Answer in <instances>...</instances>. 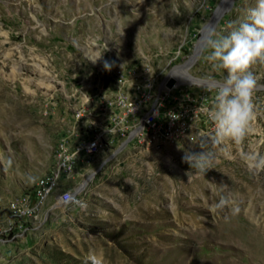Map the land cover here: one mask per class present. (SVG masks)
I'll use <instances>...</instances> for the list:
<instances>
[{"label": "rangeland", "instance_id": "rangeland-1", "mask_svg": "<svg viewBox=\"0 0 264 264\" xmlns=\"http://www.w3.org/2000/svg\"><path fill=\"white\" fill-rule=\"evenodd\" d=\"M221 1L0 0V225L11 203L33 198L105 61L145 62L156 85L170 77L171 96L193 118L168 143H116L95 155L68 203L49 196L21 232L0 238V264H91L90 255L101 264H264V172L240 158L264 153V63L251 69L257 118L242 145L211 142L207 109L227 72L213 69L205 44L184 70ZM254 6L233 0L214 29L226 35ZM190 151L213 152L211 169H191ZM221 198L230 203L214 209Z\"/></svg>", "mask_w": 264, "mask_h": 264}, {"label": "built area", "instance_id": "built-area-1", "mask_svg": "<svg viewBox=\"0 0 264 264\" xmlns=\"http://www.w3.org/2000/svg\"><path fill=\"white\" fill-rule=\"evenodd\" d=\"M180 48L178 53H180ZM100 78L109 81L99 82L88 94L84 95L82 103L72 111V122L62 129L56 141V153H63V160H55L48 170L44 186L35 190L34 198L25 196L21 203H11L12 216H6L0 225V238L16 235L21 232L23 223L35 219L42 196H51V204L62 205L72 198L73 191L82 186L79 178L87 170L90 160L114 146H108V139L124 137L125 145L141 140V133L153 131V140H145L150 146H159L174 139L175 132H189L192 123V111L183 104L182 112H174L176 97H172L169 88L170 77H166L156 86L147 88L145 81V62L142 64L112 67L105 71L98 67ZM107 82L113 87L109 89ZM146 99H154L153 108H145ZM184 103V102H183ZM76 110H84L87 127H80V118H76ZM106 114L105 122H97V115ZM174 117V125H168L167 130H160L161 118ZM116 118L134 120V127L113 129ZM76 129H84L83 139L71 141V133ZM80 147V154L75 159H68V150Z\"/></svg>", "mask_w": 264, "mask_h": 264}, {"label": "clouds", "instance_id": "clouds-1", "mask_svg": "<svg viewBox=\"0 0 264 264\" xmlns=\"http://www.w3.org/2000/svg\"><path fill=\"white\" fill-rule=\"evenodd\" d=\"M205 48L213 69L227 72L223 80L217 82L214 103L207 109L215 129L211 142L217 146L229 142L242 145L253 132L257 118L253 96L258 79L251 69L256 63H264V0H255V6L249 7L245 18L231 26L226 35L210 30ZM112 67L114 63L104 62L105 71H111ZM214 157L211 151H190L185 152L183 162L198 174H205L211 169ZM240 158L253 174L264 172V153L242 151ZM229 203L228 199L221 198L212 207L222 210ZM231 210L234 215L240 212L238 205H233ZM89 260L91 264H101L95 255H90Z\"/></svg>", "mask_w": 264, "mask_h": 264}, {"label": "bare ground", "instance_id": "bare-ground-1", "mask_svg": "<svg viewBox=\"0 0 264 264\" xmlns=\"http://www.w3.org/2000/svg\"><path fill=\"white\" fill-rule=\"evenodd\" d=\"M189 64L190 63H187L184 66L185 72L187 71ZM148 72H149L148 69L145 68V81L147 84V88L156 89L157 85L155 84V79H154V77L150 78V76L147 75ZM186 77L191 82L197 81V79L191 77L188 74H186ZM153 106H154V99H146L145 108H153ZM182 111H183V103L175 102L174 112H182ZM98 116H99V118H97V122H105L106 121V114H99ZM83 117H84V110H77L76 111V118H80V124L82 123L81 127H87V120L85 121L83 119ZM168 125H174V117L161 118L160 130H167ZM123 127H134V120H124V118L114 119V121H113V129L114 130H121ZM185 133H187V132H175L174 139L184 135ZM83 136H84V130H82V129L74 130L71 133V141L72 142H79L83 139ZM145 140H153V131H146L145 133H141V140H137L136 144L150 146V143H147V141H145ZM116 143L120 144V146H124L125 145L124 137H117ZM114 144H115V139H108V146H113ZM160 145H162V144H160ZM79 154H80V147H71V150H68V159H75L76 155H79ZM53 156L55 157V160H63V153H56V144L54 147ZM47 175H48V173L46 172V174H44L42 177H40L38 179V181L36 183V187L34 189L33 198L35 197V190H38L40 186L45 185V183L47 181ZM48 198H49V196H42L41 202H39V206L44 204Z\"/></svg>", "mask_w": 264, "mask_h": 264}, {"label": "water", "instance_id": "water-1", "mask_svg": "<svg viewBox=\"0 0 264 264\" xmlns=\"http://www.w3.org/2000/svg\"><path fill=\"white\" fill-rule=\"evenodd\" d=\"M232 4H233V0H222L218 4L217 8L215 9V11L213 13V16H212L210 22L205 27V30H206L205 31V34H203V36L201 37V39L198 41V45L195 48L194 55L190 59V61H188V63L191 64L197 58V56L201 52L202 47L205 44V38L208 35L209 31L215 28V26L217 25V23L219 22V20L230 9V7L232 6Z\"/></svg>", "mask_w": 264, "mask_h": 264}]
</instances>
